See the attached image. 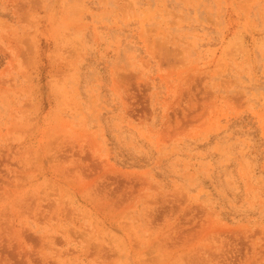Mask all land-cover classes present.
I'll use <instances>...</instances> for the list:
<instances>
[{
  "label": "rangeland",
  "instance_id": "obj_1",
  "mask_svg": "<svg viewBox=\"0 0 264 264\" xmlns=\"http://www.w3.org/2000/svg\"><path fill=\"white\" fill-rule=\"evenodd\" d=\"M0 264H264V0H0Z\"/></svg>",
  "mask_w": 264,
  "mask_h": 264
}]
</instances>
